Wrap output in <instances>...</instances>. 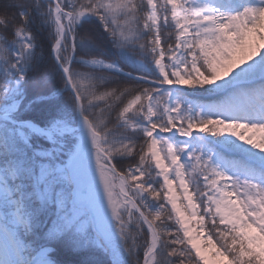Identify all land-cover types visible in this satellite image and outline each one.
<instances>
[{
	"label": "snow or ice",
	"instance_id": "snow-or-ice-1",
	"mask_svg": "<svg viewBox=\"0 0 264 264\" xmlns=\"http://www.w3.org/2000/svg\"><path fill=\"white\" fill-rule=\"evenodd\" d=\"M0 264H264V0H0Z\"/></svg>",
	"mask_w": 264,
	"mask_h": 264
}]
</instances>
